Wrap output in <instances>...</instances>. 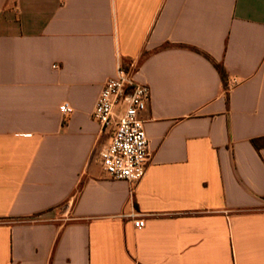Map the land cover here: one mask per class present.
<instances>
[{
	"label": "crops",
	"instance_id": "obj_1",
	"mask_svg": "<svg viewBox=\"0 0 264 264\" xmlns=\"http://www.w3.org/2000/svg\"><path fill=\"white\" fill-rule=\"evenodd\" d=\"M132 63L137 185L93 119ZM0 264H264V0H0Z\"/></svg>",
	"mask_w": 264,
	"mask_h": 264
},
{
	"label": "built area",
	"instance_id": "obj_2",
	"mask_svg": "<svg viewBox=\"0 0 264 264\" xmlns=\"http://www.w3.org/2000/svg\"><path fill=\"white\" fill-rule=\"evenodd\" d=\"M138 66H119L115 78L108 80L101 91L93 112L100 133L111 134L110 142L100 152L101 166L106 177L113 181L139 184L146 176L151 153L141 117L151 100V89L137 81ZM64 116L73 113L66 103L60 107ZM136 229L145 227V220H133Z\"/></svg>",
	"mask_w": 264,
	"mask_h": 264
},
{
	"label": "trees",
	"instance_id": "obj_3",
	"mask_svg": "<svg viewBox=\"0 0 264 264\" xmlns=\"http://www.w3.org/2000/svg\"><path fill=\"white\" fill-rule=\"evenodd\" d=\"M215 67L219 71L223 82L226 83V81H227V75H226V71H225L224 67L222 65H219V64H215ZM254 144L257 145L258 142L257 141H254Z\"/></svg>",
	"mask_w": 264,
	"mask_h": 264
}]
</instances>
